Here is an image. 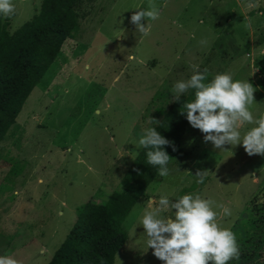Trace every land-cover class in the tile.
<instances>
[{
	"label": "rangeland",
	"instance_id": "obj_1",
	"mask_svg": "<svg viewBox=\"0 0 264 264\" xmlns=\"http://www.w3.org/2000/svg\"><path fill=\"white\" fill-rule=\"evenodd\" d=\"M160 11L144 36L130 22L149 0H79V28L67 38L0 142V256L19 264H45L88 200L104 202L118 188L144 129L159 106L175 99L174 85L193 65L208 76L230 73L256 89L251 111L264 114V0H153ZM257 6L248 8V3ZM12 31L42 0H13ZM205 41V43H201ZM157 99V94H161ZM162 106V105H161ZM159 109V110H158ZM255 125L245 124L243 134ZM166 177H157L123 225L127 239L113 264H164L148 248L140 219L161 195L211 198L231 210L218 223L236 236L239 259L264 264V155L242 144L217 149L189 126ZM197 171H207L197 183ZM175 209L163 212L174 216ZM259 217V221H254ZM252 234V235H251ZM246 237L245 240H243ZM211 264V262H209Z\"/></svg>",
	"mask_w": 264,
	"mask_h": 264
},
{
	"label": "trees",
	"instance_id": "obj_2",
	"mask_svg": "<svg viewBox=\"0 0 264 264\" xmlns=\"http://www.w3.org/2000/svg\"><path fill=\"white\" fill-rule=\"evenodd\" d=\"M78 2L42 0L40 8L12 31L8 27L9 19L0 14V142L54 62L64 41L78 30ZM258 66L264 82V54L258 59ZM203 70L199 68L200 72ZM213 78V75H207L204 82ZM160 93L157 99L163 94ZM194 99L195 90L189 89L178 101L159 106L162 115L156 120L160 122L152 127L172 142L164 146L170 158L179 152L180 142L190 126L186 112L181 114L185 110L183 104ZM149 150L143 146L138 149L122 175L121 185L106 201L90 199L85 202L69 232L45 264H113L115 254L127 239L128 232L123 225L125 218L150 183L159 177L160 166L147 163ZM254 208L260 218L264 217V195L261 202L256 201ZM259 217L254 221H259Z\"/></svg>",
	"mask_w": 264,
	"mask_h": 264
},
{
	"label": "clouds",
	"instance_id": "obj_3",
	"mask_svg": "<svg viewBox=\"0 0 264 264\" xmlns=\"http://www.w3.org/2000/svg\"><path fill=\"white\" fill-rule=\"evenodd\" d=\"M255 3H248L254 8ZM13 0H0V14L10 17L15 13ZM160 11L153 0H149L147 10H138L130 18L138 32L147 36L151 24L143 21L159 19ZM205 43V41H201ZM194 74L186 81L174 85V100L189 89L195 90V99L183 104L189 124L204 134V141L211 142L215 148L223 149L225 144L236 146L242 144L249 155H264V114L255 118L251 108L256 104L255 88L248 80H234L232 74H216L205 83L208 69L199 71L198 65L192 66ZM160 121L149 117V124ZM245 124L255 125L243 136L241 127ZM139 144L147 151V163L159 165L158 175H168L167 164L170 156L164 146L172 142L163 137L155 127L144 129ZM176 148L173 145V151ZM207 171H197V183H203ZM175 209L174 216L165 217L163 212ZM220 209L224 216H231V210L215 200L202 198L199 194H186L175 202L161 195L157 206L145 210L139 225L147 236V247L153 249V255L164 264H228L232 259H239L240 250L235 234L218 223ZM0 264H19L7 256H0Z\"/></svg>",
	"mask_w": 264,
	"mask_h": 264
}]
</instances>
